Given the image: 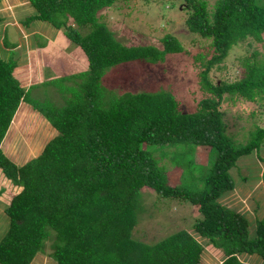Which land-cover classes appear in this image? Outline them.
<instances>
[{"label":"trees","instance_id":"1","mask_svg":"<svg viewBox=\"0 0 264 264\" xmlns=\"http://www.w3.org/2000/svg\"><path fill=\"white\" fill-rule=\"evenodd\" d=\"M26 1L23 23L52 25L69 51L82 50L87 64L56 69L61 77L48 74L45 84L62 87L64 103L47 101L39 108L32 84L15 74L18 43H3L6 56L0 46V146L23 100L58 130L24 162L0 147V175L16 186L5 208L9 227L0 240V264H31L38 252L57 264H203L206 245L223 255L221 264H250L246 257L264 264V216L255 219L252 233L246 211L224 197L235 188L231 170L241 157L254 153L264 161V126L255 123L244 142L230 133L225 114L229 106L233 110L227 97L257 103L264 114V52L254 47L264 46V0H155L169 4L152 8L162 17L170 14L168 24L184 15L188 32L202 38V50L191 56L204 96L191 110L180 106L178 88H167L171 83L146 76L147 89L125 83L124 76L134 79L145 64L191 54L173 32L164 33L162 44L144 28L139 30L154 40L128 44L118 38L102 14L121 11L126 0ZM237 46L246 50L233 63L240 71L215 82L211 75ZM63 63L57 66H69L67 59ZM200 150L207 153L205 163ZM147 200L160 204L159 211L169 201L189 203L199 214L188 229L144 242L134 232Z\"/></svg>","mask_w":264,"mask_h":264},{"label":"rangeland","instance_id":"2","mask_svg":"<svg viewBox=\"0 0 264 264\" xmlns=\"http://www.w3.org/2000/svg\"><path fill=\"white\" fill-rule=\"evenodd\" d=\"M13 0H5L0 3V37L4 44L11 47L13 43H18L15 50V55L18 56L19 65L16 70H22L20 75H25L23 82L29 85V72L32 85L30 89V95L38 98L35 102L41 108L43 103L47 101H54V103L62 105L64 103V92L62 87L60 89L55 86H51L46 83V77L54 78L61 77L56 73L57 70L62 73L63 71L80 70L86 68V59L82 50L74 46L71 51L62 44L61 35L58 30L52 25L35 26L31 27L23 23V19L26 17V10H22V7L27 4L26 0H22L20 4L13 3ZM17 1V0H16ZM212 5L215 0H209ZM166 5L162 1L157 2L155 0H126L120 5L121 11L117 10H104L102 19L111 28L118 30V38L122 37L128 44H141V41L154 40L152 37L144 34V32L150 31L155 39V43L162 44L161 39L166 33L173 32L174 35L179 38L183 43L184 48L190 51L191 54H175L169 55L166 62L163 64H156L149 66L145 64L143 69L145 71H139L137 75H133L134 79L124 76L125 83L128 85H137L142 83L144 87H147L142 80L147 77L157 79L158 81L166 82L167 88L170 90L171 85L179 90L177 98L179 97L180 106L186 109H194L195 104L204 96L201 92L202 89L195 84L197 79V71L194 70L192 61V53L202 50L201 39L197 35L191 34L187 30V26L184 23V15H176L171 19V25L168 24L170 16V10H163L166 14H161V10L157 9L153 11V7L156 5ZM183 8L181 3L177 4V8ZM34 12V9L28 8V11ZM154 13V16L151 13ZM184 13V11L182 10ZM165 17V19H163ZM47 23V22H46ZM156 24V26H155ZM165 25L168 28H165ZM128 27H136L138 30L141 28L148 31L141 32V30L130 29ZM154 27V28H153ZM163 29V30H159ZM34 31L33 33L23 31ZM165 33V34H164ZM9 37V39H8ZM61 40V41H60ZM70 46L73 47L72 42L68 41ZM0 46L1 43H0ZM260 48L264 52V46L261 42H255L254 47ZM3 47V46H2ZM246 52L244 47H234L226 60L222 63V68L215 69L217 72L211 75L212 79L220 81L221 78H233L240 71V68L236 66L235 60L237 57L244 55ZM75 56V63L68 55ZM68 60V67L65 66L63 61ZM56 61V62H54ZM59 61V62H57ZM59 64L60 66H57ZM227 65V66H226ZM235 66V67H233ZM66 68V69H65ZM57 69V70H56ZM178 70L180 76L175 77V71ZM186 70L187 73H183ZM28 72V74L26 73ZM151 82V81H150ZM154 84V82H151ZM172 89V88H171ZM194 92V93H192ZM68 96V95H67ZM229 103L233 106V110L230 106L226 109L228 119H230L229 127L230 133L236 131L235 138L246 141L249 131L254 127L255 123L264 126V114H261L263 110L254 102L238 101L234 103V99L227 97ZM56 104V105H57ZM57 105V106H59ZM27 109L22 113V116L17 120H12L10 133L8 134L9 149H12L11 157L17 162H24L31 156H35L39 153L40 149L44 147L45 143L54 137L56 129L46 118L45 114L36 111H30L31 106H26ZM54 114V113H53ZM254 114V116H253ZM45 115V116H44ZM227 119V122L229 120ZM200 161L205 163L207 160V153L203 150L198 152ZM261 156L264 157V143L261 146ZM238 166L233 167L231 172L235 180V188L233 191L225 194V200L229 201V204L234 208H241L246 211L249 219L254 223L256 217L264 215V181H263V169L264 161L259 156L252 153L245 155L238 160ZM247 175L245 181L241 178V175ZM16 186L11 183L10 180H6L0 175V240L9 227V217L3 210L4 205L7 206L10 198L15 192ZM148 204L147 212L144 213V218L136 226L134 235L139 240L144 242H154L160 240L165 235L177 231L178 229L191 226L192 218L198 215V210L187 204H177L169 201L165 203L162 210L159 211V205H151L150 200H147ZM254 228L251 227L253 233ZM199 238V237H198ZM205 260L203 264H221L223 255L213 251L208 245L205 247ZM250 264H262L257 257L245 258ZM31 264H57L54 257L49 253L38 252Z\"/></svg>","mask_w":264,"mask_h":264},{"label":"crops","instance_id":"3","mask_svg":"<svg viewBox=\"0 0 264 264\" xmlns=\"http://www.w3.org/2000/svg\"><path fill=\"white\" fill-rule=\"evenodd\" d=\"M3 1H5V0H2V2ZM21 1L22 0H13L12 2L13 3H18V4H20L21 3ZM2 2H1V4H2ZM28 2V1H27ZM1 6V5H0ZM23 31H25L24 29H23ZM25 32H28V33H30V32H32V31H25ZM34 32V31H33ZM32 32V33H33ZM0 43H1V45H3V40H2V36L0 37ZM16 47V46H15ZM14 47V48H15ZM2 55L3 56H6L9 52V49L8 48H2ZM8 50V51H7ZM18 56L19 55H15V58L18 60ZM18 62V65H19V60L17 61ZM22 70H16V72H15V74H18V77H19V73H22L21 72ZM28 72H29V82H30V84L29 85H26L25 83V85L26 86H30L31 84H32V81H31V76H30V69H28ZM26 106H31V108L29 109L30 111H36L35 110V108L33 107V105L31 104V103H29V102H27V101H25V100H23V101H21V104L19 105V108L17 109V111H16V113H15V115H14V117H13V120L15 121V120H17L18 118H20L21 116H22V113L23 112H25L26 111V109H27V107ZM10 127H11V124H10V126H9V129H8V131H7V133H6V135H5V137H4V139H3V141H2V143H1V150H3V151H6V153H8V154H11V152H12V149H9L10 147H9V142H8V134L10 133ZM57 131V130H56ZM57 133V132H56ZM54 136H55V134H54ZM51 139V138H50ZM41 151V150H40ZM12 153H14V152H12ZM5 205H4V208H3V210L5 211ZM264 215H262L261 217H256L255 219H260V218H262ZM251 221V220H250ZM250 227H253V228H255V220H254V223L251 221V224H250ZM34 260V259H33ZM33 262V261H32ZM31 262V263H32Z\"/></svg>","mask_w":264,"mask_h":264}]
</instances>
